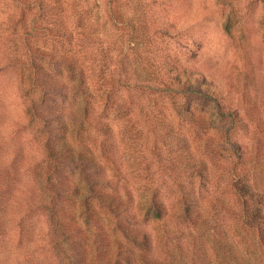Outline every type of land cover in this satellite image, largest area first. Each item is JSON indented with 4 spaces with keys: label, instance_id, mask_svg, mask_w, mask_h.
I'll use <instances>...</instances> for the list:
<instances>
[{
    "label": "rangeland",
    "instance_id": "obj_1",
    "mask_svg": "<svg viewBox=\"0 0 264 264\" xmlns=\"http://www.w3.org/2000/svg\"><path fill=\"white\" fill-rule=\"evenodd\" d=\"M0 264H264V0H0Z\"/></svg>",
    "mask_w": 264,
    "mask_h": 264
},
{
    "label": "trees",
    "instance_id": "obj_2",
    "mask_svg": "<svg viewBox=\"0 0 264 264\" xmlns=\"http://www.w3.org/2000/svg\"><path fill=\"white\" fill-rule=\"evenodd\" d=\"M229 19L225 21L226 26H229ZM191 74V73H190ZM169 83L168 86H172L173 89L181 92L184 94V96H189L190 92L196 87V91L198 90L199 93L201 92L202 95L208 96L209 98L215 99L216 97L213 95L212 92V85L210 83H207L203 80H197L191 75H187L185 81H182L181 77H176L175 75L172 77H169ZM172 84V85H171ZM217 111H215L216 115L218 117H223L228 114V112H225L223 107H220L218 103L215 104Z\"/></svg>",
    "mask_w": 264,
    "mask_h": 264
}]
</instances>
